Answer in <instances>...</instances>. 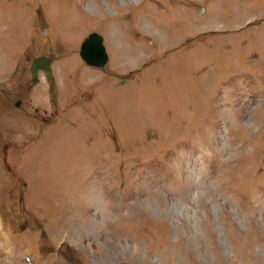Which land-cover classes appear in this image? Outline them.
Segmentation results:
<instances>
[{
    "label": "rangeland",
    "instance_id": "1",
    "mask_svg": "<svg viewBox=\"0 0 264 264\" xmlns=\"http://www.w3.org/2000/svg\"><path fill=\"white\" fill-rule=\"evenodd\" d=\"M27 255L264 264V0H0V264Z\"/></svg>",
    "mask_w": 264,
    "mask_h": 264
},
{
    "label": "water",
    "instance_id": "2",
    "mask_svg": "<svg viewBox=\"0 0 264 264\" xmlns=\"http://www.w3.org/2000/svg\"><path fill=\"white\" fill-rule=\"evenodd\" d=\"M103 41V38L99 34L92 33L83 42L80 56L87 66L103 69L108 64L109 56ZM51 62L50 59L45 57L35 59L31 69L34 78L39 70L51 74Z\"/></svg>",
    "mask_w": 264,
    "mask_h": 264
}]
</instances>
